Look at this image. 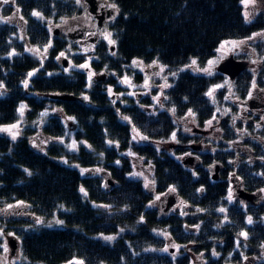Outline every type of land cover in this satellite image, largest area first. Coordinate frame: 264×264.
I'll return each mask as SVG.
<instances>
[{
	"label": "trees",
	"instance_id": "16d2710c",
	"mask_svg": "<svg viewBox=\"0 0 264 264\" xmlns=\"http://www.w3.org/2000/svg\"><path fill=\"white\" fill-rule=\"evenodd\" d=\"M5 1L4 16L17 8L23 15L29 46L24 49L14 24L0 23V129L23 125L15 138L0 132V253L12 236L19 242L16 264H199L200 256V264H264V144L249 140L257 160L236 168L244 188L256 194L242 203L229 200L225 183L214 182L207 169L222 162L234 172L228 161L236 153H201V166L190 170L156 145L135 141L116 113L150 141L167 140L175 119L189 111L201 125L223 105V88L209 97L221 75L184 67L192 61L203 66L224 40L264 30V13L247 22L241 0H109L116 9L109 26L115 49L106 42L95 46L91 67L113 81L114 63V71L133 78L134 71L123 66L132 60L164 65L171 81L165 106L173 114H147L135 99L130 106L113 103L105 82L89 85L84 71L61 69L58 57L72 44L51 37L37 14L74 15L80 7L72 0ZM30 48L39 56L27 53ZM252 48L264 58V39ZM71 59L81 66L88 56ZM259 72L240 73L235 91L245 95L252 82L264 88V66ZM51 109L76 128L70 130ZM234 127L228 122L227 141L237 136ZM253 127L251 135L264 138L263 128ZM69 132L77 143L72 153L58 142L70 143ZM177 139L190 138L180 133ZM137 161L148 167L147 185L131 177ZM168 193L186 204L180 214L163 216L154 206L155 195ZM170 243L180 251L171 253Z\"/></svg>",
	"mask_w": 264,
	"mask_h": 264
},
{
	"label": "flooded vegetation",
	"instance_id": "af4514ba",
	"mask_svg": "<svg viewBox=\"0 0 264 264\" xmlns=\"http://www.w3.org/2000/svg\"><path fill=\"white\" fill-rule=\"evenodd\" d=\"M62 1L65 2V1H70V0H62ZM1 2L3 4L6 3L5 0H1ZM72 2H74L76 7H80L78 12L71 16H62V18L66 20L75 19L77 21L72 22V23H67L68 26L65 29L64 28L61 30L53 29L52 28L53 26L52 17L46 18L42 14H37L38 17H40L41 21L46 26V28L49 30L51 37L53 36L60 37V38H63L67 42V44L69 42L72 44L71 48L73 49L64 48V52H62L58 57V61L60 62V65H61L60 67L63 70H64V65H63L64 60L63 58H61V55L63 53H65L66 55H69L71 53L72 55H79V52L73 53L72 50H77V48L81 47V45L84 47L94 48L95 46H98L100 43L105 42L104 41L105 33L106 31H108L107 27L110 26V24L116 17V9L109 0H72ZM257 2L258 0H256V3ZM256 3L254 4V8L257 7V10H259V8L264 7V0H262L261 4L256 5ZM257 10H254V11L257 12ZM19 11L20 10L18 8L15 9V11H13L10 15H8L9 17L4 16L2 14L3 11H1V14L4 19L7 18L8 20H12L14 22L16 19L18 20V23L17 24L15 23L14 26L16 27L20 35V38L23 39L21 41L25 43L24 45V49H25L29 46L28 43L24 41L25 19L23 15L20 14ZM261 12L264 13V10ZM252 16H255V15L253 14ZM261 32H264V30L258 31L256 33H261ZM256 33L252 34L251 37L255 36ZM62 34L64 35L62 36ZM262 39L263 38H261L260 40ZM108 46L110 48V51L114 52V49H115L114 43L108 44ZM26 52L31 53L32 55L40 54L39 52H36L31 48L30 50L29 49L26 50ZM230 54H233L234 58L237 60L247 61L248 66L245 70H249L248 68L250 66V61L249 59L247 60L246 58L247 55H244V54L237 55V53H235L234 51H231L228 54V56ZM115 60H116V57L113 55V62ZM132 61L124 64L123 66L125 70L126 69L133 70L134 73L136 74V78L131 77L129 74L120 75L123 72L114 71V68L117 65H119V63H114L113 81L110 80L108 73H105L104 71H100V72H96L97 76H95L93 79L88 78L89 85L105 82L102 85L103 89H105V91L108 93L111 92L113 94L111 95V99L113 100V103L119 104L120 106H130L131 99H135L137 105L142 110H144L145 113L147 114L148 113L155 114L157 111L159 112L166 111L170 115L173 114L171 111V107H169V110H168L165 106V102H166L165 92L166 90L169 89L171 85L170 80H168L169 87L166 90H164L162 96L160 97L159 103L154 102L153 98L155 95L154 94L150 95V92L146 96L136 95L135 97H132V95L129 94L128 89L122 85V79L124 77H130L132 81H135L139 84L142 83L144 79L141 72L131 67ZM98 73H101V74H98ZM34 74L35 73L31 72L30 76H33ZM214 74L221 75V81H219L217 84L221 83L224 79L225 81L234 83L235 79L239 76L238 75L234 80H230L228 76L217 72V70ZM259 74L260 72H251V75L253 77H257ZM201 75L207 76L206 74H201ZM112 83H113V86H112ZM256 83L257 82H252L251 87L247 90L245 95L241 96L238 93L243 98H245L248 95V97L246 98V101H243L238 106L228 103L230 104V107H232V112L229 111L228 108H226L227 112L223 113L224 108L227 107L228 105H224L225 103L222 102L223 105L218 106L217 110H215L214 114L210 118L204 119V121L201 122V125H198L195 121L196 114L194 112L189 111L184 116L178 117L175 119V123H174L175 130L167 140L155 141L157 144L156 146L159 149L165 150L166 153H168L174 159L178 160L182 165L188 167V169L190 170H196L197 167L201 166V157H200L201 153H209V155L211 156L214 154L215 151H221L223 153L232 151L236 153V156L233 159L228 161L231 164V167H233L234 172H232L229 167L226 168L225 164H223L222 162H214L213 164H210L208 166L214 165L213 172H210L211 179L214 182L222 181L225 183L227 189L229 190L228 199L232 200V197H233L234 199H237L239 200V202H242V203H245L246 199L241 195V192L242 191L248 192V193H251V192L247 191L244 188L243 184L241 183V180L239 179V176L235 174L236 168L239 166L241 162L244 164H249L252 162H256L257 160V156H256L257 153L254 151H251V147L247 145V142H249V140H256V141L258 140L260 144H264V138H259L257 135H251L252 133L250 132V127L252 126L258 129L263 128V131H264V88L256 86ZM257 91H260V92H257ZM150 103H152L151 106H150ZM121 108L122 107H120L119 110ZM50 111L53 112L54 109H51ZM116 113L119 118V121L126 124V126L131 127V132L133 133V129H132L133 125H132L131 119L127 116L122 115L120 111L118 110H116ZM64 118L69 119V117H66V116H64ZM185 118H189L195 124V126H193L192 128L191 133L189 134H185L184 127H182V125L179 124V121L182 122V120H184ZM230 121L236 126V129L234 127L233 131L235 130L237 136L235 137V139H233V141L231 140L227 141L225 139L226 144H223V139L226 137L227 131H228V122ZM213 126L217 128V132L219 134L218 139H220L222 143L217 147L212 146V144L208 142L207 140L208 135H210L211 127ZM180 133L185 135L186 138H190V139L185 143L179 142L177 139V136H179ZM214 134L215 133L212 134L211 138L215 139L216 136H214ZM245 136L247 139L244 138ZM169 140H174L177 143V147L175 149H171L170 151V149L166 150V149L160 148V144H163ZM202 146L206 148L207 150L200 151L202 149ZM170 148L172 147L170 146ZM253 194H254V198L251 201H253L256 198V194L255 193ZM163 196H167L168 201H166L165 204L160 203V206L157 209L161 213V215L167 216L169 212L171 211V209L174 207V205L178 204L179 201L177 200L176 196L172 193H168ZM174 199H176V202L172 203ZM246 202H250V201H246ZM170 252L173 253V251L171 250ZM200 261H202L201 257H200Z\"/></svg>",
	"mask_w": 264,
	"mask_h": 264
},
{
	"label": "rangeland",
	"instance_id": "374dc122",
	"mask_svg": "<svg viewBox=\"0 0 264 264\" xmlns=\"http://www.w3.org/2000/svg\"><path fill=\"white\" fill-rule=\"evenodd\" d=\"M255 3H256V0H241V5L243 7V15H244V17H246L245 19L247 22H249L250 20L253 19V16H252L253 14L255 15L258 12H261L264 10V7L259 8V10L261 9L260 11L257 10V7L254 8ZM261 3H262V0H258L256 5L261 4ZM3 6H4V4L0 0V23L10 21L12 24H15V23L17 24L18 23L17 19L14 22L12 20H8L7 18L4 19L2 17L1 11L4 10ZM254 10H257V12ZM7 17H9V16H7ZM62 19H64V18L60 17V18L53 19L52 28L53 29H59V30H61L63 28L65 29L68 26L67 23H72V22L77 21L75 19H67V20L66 19L62 20ZM107 30L108 31H106V33H105L104 41L107 44H112V37H111V32L109 30V26L107 27ZM63 35L64 34H62V36ZM261 38L264 39V32L256 33L255 36H252L250 38L243 39V40H237V39L224 40L217 47L214 56L211 57L203 66L200 65L196 61H195V63H193V61H192L190 63V65L184 67V69H190V70H192L198 74H206L207 76H213L214 73L216 72L215 68L218 65V63L222 59L227 57L231 51H234L235 53H237V55H240V54L247 55L246 58H247V60L249 59V61H250V66L248 68L249 71L259 72V69L262 66H264V58H262L260 55H258L253 50L252 44ZM92 49L93 48L84 47L81 45V47H78L77 50H72L73 53L79 52L81 54H86L88 56V60L85 63H83L81 66H78L77 64L72 62V59H71L72 53L69 55H66L65 53H63L61 55V58H63V60L66 61V66H64V71L68 72L72 69H80L88 75L89 79H93L95 76H97V73L93 71V69L91 67V62H90L93 59V57L90 54ZM41 55H42V52H41ZM246 58H244V59H246ZM131 67L135 68L136 70H138L139 72L142 73V75L144 77L143 81H142V83L139 84L135 81H132L130 77H124L122 79V85L128 89V92L130 95H132V97H135L136 95L146 96L150 92V95L151 94L155 95L153 98L154 102L159 103L160 97L162 96L164 90H166L169 87L168 86L169 74L167 73L166 67L164 65H160L157 63L144 64L138 60L132 61ZM98 74H101V73H98ZM233 84L234 83H231L229 81H225V79H224L221 83L215 85L210 92L211 95H209V97L212 99H215L214 96L216 95L217 90H219L221 88L224 89V92L222 95V100L225 103L224 105H228V106L224 108L223 113L227 112L226 108H228L229 111L232 112V107H230V104L238 106L243 101H246V98L248 97V95L245 98L241 97L235 91ZM1 91H3V88L0 85V92ZM257 92H260V91H257ZM110 95H113V94L110 92ZM228 103H230V104H228ZM50 113H53V114L56 113L59 116L64 117V115L61 114L60 112H58L56 109H54V111L50 112ZM69 119H67V118L64 119L65 123L67 124V127H69L70 130L75 129L76 125L74 124V122L72 120H69ZM179 124H181L182 127H184V133L185 134L191 133L193 126H195L193 121H191L189 118H185L184 120H182V122L179 121ZM22 128H23V125H17V126L9 127V128H1L0 132L7 133L10 135V137L15 138L16 136L19 135L20 129H22ZM213 133H215L214 134V136H216L215 139L211 138ZM68 136L70 137V140H71L70 143L64 142L63 140H59L58 142L63 143L65 145L67 151L72 153L73 151L77 150V143L72 139L70 132H69ZM132 137L135 141H137L139 143H151V144L157 145L155 141H150V140L143 138L135 129H133ZM218 137H219V134L217 132V128L215 126L211 127L210 135H208V137H207L208 142H210L212 144V146L217 147L220 144H222L220 139H218ZM198 144H200V143H198ZM223 144H226L225 138L223 139ZM170 146L172 148H170ZM176 147H177V143L174 140H169L163 144H160V148L166 149V150L170 149V151H171V149H175ZM206 150L207 149L202 146V149L200 151H206ZM75 165L77 166V164H75ZM207 169H209L210 172H213L214 165L207 166ZM82 171L85 172L86 169L82 168ZM131 177L136 178V179H141L142 182L145 185H147L149 182L148 167H146L145 164L142 165L141 161H137L136 162V169L131 174ZM166 201H168L167 196L155 195L153 204L156 208H159L160 203L165 204ZM185 207H186L185 203L179 202L178 204L174 205V207L171 209L170 212H172V213L176 212V213L180 214L182 212V210L185 209ZM110 239H113V236L110 237ZM6 240L7 239L4 240L5 241L4 251L0 253V264H16V263L20 262V256H18L17 258H14L10 254V248H9ZM167 248H172L171 251H173V249H174L175 252L180 251V248L178 246L174 245L173 243L168 244ZM187 251H188V249H187ZM200 257H196L199 264L201 263Z\"/></svg>",
	"mask_w": 264,
	"mask_h": 264
},
{
	"label": "water",
	"instance_id": "95a60500",
	"mask_svg": "<svg viewBox=\"0 0 264 264\" xmlns=\"http://www.w3.org/2000/svg\"><path fill=\"white\" fill-rule=\"evenodd\" d=\"M63 65L66 66V62L63 61ZM248 66V62L245 60H237L234 58L233 54H230L224 60H222L217 66V72L226 75L230 80H234L240 72L245 70ZM98 80V79H96ZM52 98H70L68 95H58L52 94L50 95ZM214 178V177H213ZM241 195L246 199V201H251L254 198L253 193L241 192ZM176 202V199L172 201V203ZM7 244L10 248V254L17 258L19 256V242L16 238L9 236L7 237Z\"/></svg>",
	"mask_w": 264,
	"mask_h": 264
},
{
	"label": "snow or ice",
	"instance_id": "6c2138e0",
	"mask_svg": "<svg viewBox=\"0 0 264 264\" xmlns=\"http://www.w3.org/2000/svg\"><path fill=\"white\" fill-rule=\"evenodd\" d=\"M110 35V34H109ZM223 47V46H222ZM193 63H195V61H193ZM211 63V62H210ZM209 95H211V93H209ZM110 239V238H109Z\"/></svg>",
	"mask_w": 264,
	"mask_h": 264
}]
</instances>
